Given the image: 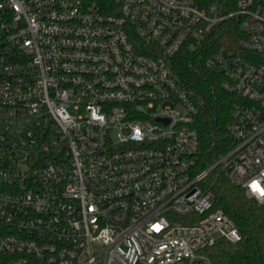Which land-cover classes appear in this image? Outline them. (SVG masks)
Here are the masks:
<instances>
[{"label":"built area","instance_id":"1","mask_svg":"<svg viewBox=\"0 0 264 264\" xmlns=\"http://www.w3.org/2000/svg\"><path fill=\"white\" fill-rule=\"evenodd\" d=\"M224 19L204 64L240 101L201 168L173 62ZM215 165L264 203V0H0V264H218Z\"/></svg>","mask_w":264,"mask_h":264},{"label":"trees","instance_id":"2","mask_svg":"<svg viewBox=\"0 0 264 264\" xmlns=\"http://www.w3.org/2000/svg\"><path fill=\"white\" fill-rule=\"evenodd\" d=\"M201 6L217 4L223 12L234 8V0H197ZM240 36L238 22L224 19L207 34L197 48L184 47L174 58L173 69L189 92L196 107L193 128L199 139V166L214 165L232 146L226 125L240 96L224 91L220 76L204 64V59L223 47H235ZM215 194V206L232 218L241 239L231 242L218 239L207 248L211 260L218 264H264V203L247 198L240 186L228 181L220 165L209 174Z\"/></svg>","mask_w":264,"mask_h":264},{"label":"water","instance_id":"3","mask_svg":"<svg viewBox=\"0 0 264 264\" xmlns=\"http://www.w3.org/2000/svg\"><path fill=\"white\" fill-rule=\"evenodd\" d=\"M224 52H226V50L224 49Z\"/></svg>","mask_w":264,"mask_h":264}]
</instances>
